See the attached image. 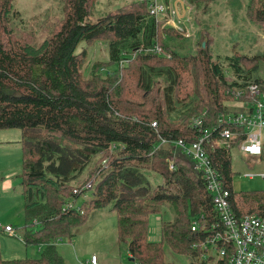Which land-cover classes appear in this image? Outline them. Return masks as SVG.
Returning a JSON list of instances; mask_svg holds the SVG:
<instances>
[{"label":"trees","instance_id":"16d2710c","mask_svg":"<svg viewBox=\"0 0 264 264\" xmlns=\"http://www.w3.org/2000/svg\"><path fill=\"white\" fill-rule=\"evenodd\" d=\"M189 1L198 10L195 47L181 30L157 21L146 2L92 21L95 0H65L58 29L36 45L15 0H0V131H23V241L46 247L37 258H4L0 243V264H66L58 243L72 241L91 212L108 205L132 264H176L166 260V244L195 258L190 264H213L194 246L207 234L195 224L201 214L215 218L212 198L192 158L174 142L197 139L234 109L233 86L264 80L252 78L237 53L214 58L207 15L217 0ZM229 2L264 29V0ZM105 39L109 63L85 68L90 53L82 46ZM157 45L171 57L156 53ZM212 154L229 183L233 211L264 216L263 192L235 193L231 150ZM99 159L105 163L95 172ZM166 205L174 218L163 223L161 241H149L150 216Z\"/></svg>","mask_w":264,"mask_h":264},{"label":"rangeland","instance_id":"374dc122","mask_svg":"<svg viewBox=\"0 0 264 264\" xmlns=\"http://www.w3.org/2000/svg\"><path fill=\"white\" fill-rule=\"evenodd\" d=\"M135 1L95 0L90 7V20L98 21L101 17L115 13L117 9L133 5L132 3ZM229 1L217 0L216 3L211 4L213 11L210 16L207 15L214 27V39L211 43L214 58L220 53L222 56H232L237 53L235 55L243 58L246 69L252 71L251 77L264 80V29L250 20L247 12L233 8ZM179 3L177 5L180 11L186 10L184 9L186 4L190 5L189 9L192 12L190 16L194 18L195 22L198 11L196 5L189 0H179ZM64 5L65 0H15V6L23 13L26 21L25 28L33 35L32 42L36 45H41L48 35L50 36L58 29L66 14L63 12ZM201 16L202 11H200ZM188 24L191 28V23L188 22ZM194 26L192 36L187 39L195 40V47L199 26L198 24H194ZM19 27L23 26L19 25ZM108 42L109 40L105 39L82 46L87 47L90 53L85 68L91 67L94 63L98 64V62L100 64L109 63ZM227 72L228 77H231L230 68L227 69ZM234 108L241 110L240 104H235ZM22 138L23 131L17 128L1 129L0 131V227L4 228L10 225L18 234L17 237L16 233L5 231L1 233L0 243L4 258L19 256L37 258L46 248L35 243L26 246L23 241L25 233L23 228L27 224V217L24 196L20 187V175L24 167ZM231 153L233 157L232 182L235 193H264V177L262 176L264 175V155L260 158L248 157L236 146L231 150ZM103 161V159L96 161L95 172H97L98 164H102ZM250 174L253 176H248ZM4 180L9 181L10 186H3ZM90 196L91 193L81 196L77 200V205H81ZM110 207L111 205H108L91 212L88 221L77 228V234L72 241L65 239L58 243L60 252L66 259V264H92V255L99 259L98 264H132L134 262L135 259L130 256L129 246L118 242L117 215L110 210ZM174 215L175 213H172L169 206L166 205L162 212L150 216L149 241H161L162 225L164 222L171 221ZM37 227L36 224L32 226L35 229ZM165 250L167 261L176 264H190L196 261L195 258L193 261L187 254L175 253L167 244ZM212 263L215 264V262Z\"/></svg>","mask_w":264,"mask_h":264},{"label":"built area","instance_id":"2783aa9c","mask_svg":"<svg viewBox=\"0 0 264 264\" xmlns=\"http://www.w3.org/2000/svg\"><path fill=\"white\" fill-rule=\"evenodd\" d=\"M136 1L146 2L150 14L157 21L178 28L186 37L192 36L194 27L193 23L191 28L188 24V21L191 22V19H187L188 13H191L188 6L184 17H181L177 5L180 4L179 1L172 4L163 0ZM174 17L177 18L175 23L172 22ZM154 51L171 57L170 53L160 45L155 46ZM228 93L233 95L234 105L240 104L241 110L234 108L219 114L215 126L206 129L191 142L183 139H177L174 142L192 158L194 168L202 175L213 203L214 220L209 221V214H201L199 222L195 223L198 228L205 226L207 234L194 246H199L202 260L211 259L216 263L229 258V264H264V216L258 213L239 216L233 211L229 183L226 182L224 172L216 166L212 154L216 149L232 150L236 146L248 157L260 158L264 155V83L250 80L245 86H233ZM153 125H156V122ZM194 125L200 128L202 121L197 119ZM234 127L243 130H233ZM237 138H242L239 144H237ZM162 140L164 143L168 142L165 139ZM173 167L172 163L170 168ZM87 186L90 187V185ZM0 229L3 232L16 233L10 225ZM91 259L92 264H98L95 255H92Z\"/></svg>","mask_w":264,"mask_h":264},{"label":"crops","instance_id":"0c3cea01","mask_svg":"<svg viewBox=\"0 0 264 264\" xmlns=\"http://www.w3.org/2000/svg\"><path fill=\"white\" fill-rule=\"evenodd\" d=\"M163 1H166V2H168L169 4H172V3H174V1L175 0H163ZM177 1H179V0H177ZM187 5V4H186ZM185 5V7H184V9H187V6ZM190 6V5H189ZM189 6H188V8H189ZM179 11H180V9H179ZM184 12H185V10H182V11H180V16L181 17H184ZM190 14H192V12L191 13H189V17H187V19L189 18V19H191V21L192 22H189V23H193V27H195L194 26V24L195 25H197L195 22H194V18H192V16H190ZM186 19V18H185ZM193 19V20H192ZM184 20V19H183ZM177 21V18L176 17H174L173 19H172V22L173 23H175ZM3 186H10V182L9 181H7V180H4L3 181ZM4 233V232H3ZM17 234V233H16ZM18 235V234H17ZM98 259V258H97ZM98 262H99V259H98Z\"/></svg>","mask_w":264,"mask_h":264},{"label":"water","instance_id":"95a60500","mask_svg":"<svg viewBox=\"0 0 264 264\" xmlns=\"http://www.w3.org/2000/svg\"><path fill=\"white\" fill-rule=\"evenodd\" d=\"M134 259V258H133Z\"/></svg>","mask_w":264,"mask_h":264}]
</instances>
